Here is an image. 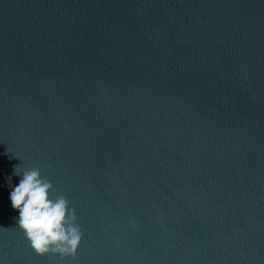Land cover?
Wrapping results in <instances>:
<instances>
[{"label": "water", "instance_id": "95a60500", "mask_svg": "<svg viewBox=\"0 0 264 264\" xmlns=\"http://www.w3.org/2000/svg\"><path fill=\"white\" fill-rule=\"evenodd\" d=\"M16 164L74 259L15 226ZM0 264H264V0H0Z\"/></svg>", "mask_w": 264, "mask_h": 264}, {"label": "clouds", "instance_id": "9594fccd", "mask_svg": "<svg viewBox=\"0 0 264 264\" xmlns=\"http://www.w3.org/2000/svg\"><path fill=\"white\" fill-rule=\"evenodd\" d=\"M16 177L15 184L12 178ZM9 189L7 199L16 212L15 226L23 233L37 256L49 253L61 260L75 258L81 239L74 214L63 196L53 198L52 183L41 174L40 168L21 169L13 165L5 179Z\"/></svg>", "mask_w": 264, "mask_h": 264}]
</instances>
